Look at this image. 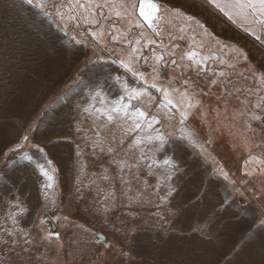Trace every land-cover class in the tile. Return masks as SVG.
Here are the masks:
<instances>
[{
  "label": "rangeland",
  "instance_id": "374dc122",
  "mask_svg": "<svg viewBox=\"0 0 264 264\" xmlns=\"http://www.w3.org/2000/svg\"><path fill=\"white\" fill-rule=\"evenodd\" d=\"M155 2L167 10L154 21L159 35L135 27L138 14L117 17L119 0L113 8L95 0L102 7L78 27L26 0H0V264H264V45L207 0ZM138 39L144 58L130 56ZM190 50L210 57L203 69L180 59ZM130 58L144 80L120 67ZM116 76L152 94V113L162 99L153 83L172 81L200 100L186 121L198 141L187 149L188 175L166 182L163 153L153 156L147 144L130 151L131 137L83 112L89 85L102 83L110 101L122 94ZM171 98L179 102V93ZM165 124L181 134L178 118ZM141 151L149 158L139 169L120 170L118 162L134 163ZM201 180L212 182L208 195L197 191ZM170 184L179 189L174 199Z\"/></svg>",
  "mask_w": 264,
  "mask_h": 264
},
{
  "label": "snow or ice",
  "instance_id": "6c2138e0",
  "mask_svg": "<svg viewBox=\"0 0 264 264\" xmlns=\"http://www.w3.org/2000/svg\"><path fill=\"white\" fill-rule=\"evenodd\" d=\"M26 2L29 5L34 4L45 16L60 21L64 27H68L72 24L78 27L81 19L87 18L86 14L87 16L92 15L93 6L96 8L102 7V5L96 4L95 0H67L66 3L65 0H35V3L34 0H26ZM207 2L228 17L229 20L233 22L239 20L245 26L244 30L250 32L257 41L264 45V0H207ZM105 3L108 4L110 8L115 7L114 0H105ZM174 11L177 14H181L178 9ZM166 12L167 10H164V13L161 12L160 5L156 3L155 0H138V3L131 2V0L125 3V0H119V9L115 11V15L117 17H137L138 14L135 27L143 28L144 24H147L149 28L155 31L156 35H159L154 21L160 19ZM187 19L191 21L194 18L189 16ZM132 22L133 21H129V23ZM196 23L205 33L207 32L203 24L199 21H196ZM58 26L61 25L58 24ZM257 30L259 34H257ZM141 36H143V33H141ZM179 38L183 39L182 36ZM112 39L116 40V35H112ZM192 39L195 41V36H193ZM73 40H75L76 43H80L75 37H73ZM149 43H155V41H149ZM140 44L141 41L139 39L135 41L132 45L130 56L144 58L142 49L135 46ZM170 55L175 56V53L171 52ZM238 55L243 56L245 60L247 59L246 54H244L242 50L238 52ZM209 58L210 57H201L200 54L194 50L183 53L180 57L181 60L187 59L192 62L198 69H203L206 59ZM155 61L157 64L162 63L164 61L163 54L156 56ZM135 62L136 61L131 58L127 63L123 60L119 61L120 67L131 72L132 75L138 79L144 80V73L134 70L132 65ZM171 64L176 67H181V65L177 64L175 59L171 60ZM229 66L231 67L233 65L229 64ZM153 72L157 73L158 69L153 67ZM217 75L222 77L224 73L220 72L217 73ZM114 79L122 85V94L110 101L104 92V85L102 83L97 82L96 84L89 85V100L86 101L83 112L92 115V112H90V109H92L97 114L96 118L103 117L104 121H106V124L98 125V127L115 125L120 129L123 136L131 137V142L128 145L130 151L147 144L153 146L149 149V151L153 153V156L156 152L163 153L162 163L166 166L163 175L166 182L172 181L175 176L183 177L188 175L191 169L186 170L184 167L187 149L189 146L198 144V141L190 131L185 130L186 121L191 115V110L198 108L200 105V100L196 99L195 94H190L187 87H185L183 91L171 87L172 81H169L168 85H157L153 83L150 87L155 88L157 92L161 94L162 99L161 102L156 105L161 111L152 113L149 109L152 108L155 99L146 88L132 86L128 81L121 80L119 76H116ZM183 83L187 86L188 80H184ZM211 83L215 84L216 81L212 80ZM176 92L179 93V102L171 98L172 93ZM91 101H97L98 103H91ZM134 101L135 103H133ZM257 107H259V105H257ZM177 118L178 124L181 126L180 135H174L168 132L165 124L166 120H174ZM252 119L261 120V117L253 115ZM96 135L97 140L93 143L94 146H99L102 143L99 139L100 134L97 133ZM24 139L28 140V137L25 136ZM113 139L115 140V136H113ZM119 144L123 145L124 139L121 138ZM53 147H55V144H53ZM16 150L17 149H13V151ZM39 151L43 153L44 148H39ZM101 151H104L103 147H101ZM107 151L113 153L116 149L108 147ZM0 155H2V153H0ZM26 158L29 160L31 159V157ZM148 158L149 157L141 151L136 162L129 163L127 161H120L118 162V167L121 171H123L125 167L129 170L139 169L140 162ZM49 164H51L50 160ZM149 167L151 168V165H149ZM43 175L47 176L49 181L53 179L46 171H43ZM103 178L105 180L109 179L107 175ZM225 178H227L226 174ZM43 187L45 189H51L53 185L52 183H47ZM211 190L212 182L208 181L205 186L204 181L201 180L197 191H202L204 195H208ZM178 192L179 189H177L174 184H170L166 192V197L174 199V194H178ZM164 198L165 197H162L161 199ZM110 210L111 206L105 203L103 211L107 213ZM19 211L23 213L25 210L20 208ZM12 218L15 219L14 214ZM257 227L259 229H264V218L260 219ZM9 235H11V233ZM49 235L52 234L49 233ZM55 235L56 238L59 239V234ZM26 242L28 241L26 240Z\"/></svg>",
  "mask_w": 264,
  "mask_h": 264
},
{
  "label": "water",
  "instance_id": "95a60500",
  "mask_svg": "<svg viewBox=\"0 0 264 264\" xmlns=\"http://www.w3.org/2000/svg\"><path fill=\"white\" fill-rule=\"evenodd\" d=\"M50 224H51V230L52 232H56V227L50 222V220H47ZM97 240L99 243H107L108 242V239L105 235L103 234H98L97 236Z\"/></svg>",
  "mask_w": 264,
  "mask_h": 264
}]
</instances>
